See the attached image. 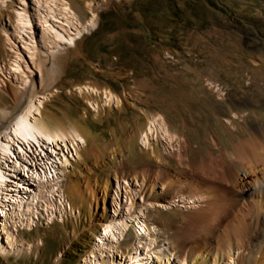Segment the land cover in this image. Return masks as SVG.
<instances>
[{
    "label": "rangeland",
    "instance_id": "1",
    "mask_svg": "<svg viewBox=\"0 0 264 264\" xmlns=\"http://www.w3.org/2000/svg\"><path fill=\"white\" fill-rule=\"evenodd\" d=\"M20 13L29 17L32 31L18 39ZM92 18L93 26L87 23ZM54 33L64 37L56 45L50 42ZM30 94L42 101L41 117L77 126L82 142L54 146L58 161L39 199L30 179L13 173L7 162L12 203L0 211V244L9 245L0 264H129V254L140 255L143 245L148 247L139 264H182L166 262L169 245L161 233L183 226L182 216L202 199L147 201L141 182L114 179L111 151L139 129L143 136L155 114L176 137L187 135L198 157L207 155L205 139L213 134L225 148L242 137L232 124L247 117V104L264 115V0H0V130ZM150 142L163 155L177 153V141L154 136ZM140 147L137 135L131 158L123 159L127 170L148 164ZM31 153L32 166L15 156L37 172L52 159L50 152L37 159ZM85 179L92 194L83 188L75 195L76 182ZM162 194L158 187L153 195ZM14 197L29 205L19 208ZM136 210L146 229L140 234L130 222ZM122 219L127 229L110 240L106 227Z\"/></svg>",
    "mask_w": 264,
    "mask_h": 264
},
{
    "label": "bare ground",
    "instance_id": "2",
    "mask_svg": "<svg viewBox=\"0 0 264 264\" xmlns=\"http://www.w3.org/2000/svg\"><path fill=\"white\" fill-rule=\"evenodd\" d=\"M63 11L67 12V8L64 7ZM66 14L69 15L70 13ZM92 20L93 18L87 22L91 26L94 23ZM16 21L15 31L18 39L21 38L22 33L32 31L27 15L18 14ZM44 32L42 31V38L46 37ZM27 37L33 41L31 33ZM50 38L52 39L50 42H53L54 45H56V40L64 39L62 35L55 33ZM15 63L17 65V61ZM22 82L25 83L24 80ZM217 94L219 97L222 96L220 89ZM41 105L40 99H34L33 95H28L12 117L9 126L0 130V211L5 206L10 207L9 203H12L8 202L9 190L7 186L10 178H8L9 173L6 172L9 169L7 162L12 164L13 173L20 171L26 178L30 179L38 190L34 196L39 199L43 193L41 190L49 187L52 162L58 161L54 155V146L59 144L65 146L66 141L72 143L79 140L82 142L83 132L80 128L72 125L67 128L61 123L51 124L39 114ZM247 106L251 108V111L247 113V117L243 118L242 116L243 120L239 121L242 123H231L235 132L239 130L242 132V137L239 136L238 139H235L234 136L235 140L229 143V148L222 145L216 134L207 137L205 139L206 156L193 155L194 150L189 137L187 135L176 137L175 134L171 133L165 119L160 118L158 114L151 116L149 129L143 136L141 130L136 129L137 131L133 132L130 137L127 136L118 140L114 150L111 151V170L113 169L112 176L114 179L121 181L130 178L136 183L141 182L139 184L142 186L143 192L149 193L150 199L147 201L152 200L156 204L163 200L170 201L179 197L190 200L202 199V204L198 209L188 211L185 213L186 215L182 216L181 220L184 224H180L183 226L178 227L180 225L177 223L178 226H175L176 228L170 235L166 231H162L161 234H164V239L169 245L168 252L166 251L167 254L164 256L167 263L174 260L180 261L182 264H253L255 258H258V264H264V115L258 113L252 103H248ZM253 119L260 123L247 125V121ZM156 122L158 125L155 126ZM137 135H140V143L143 147L140 149L142 155L147 157L148 164L131 166L132 170H127L123 159L131 158V142ZM5 136L6 139L2 141ZM154 136H158L160 141L165 140L167 143L177 141L179 144L177 153L163 155L160 147L150 142V137ZM27 151L32 152L31 154L36 159L41 154L50 152L52 159L45 163L40 172H37L35 165L33 169L24 166L19 163L15 156H20L29 166H32L33 161L27 159ZM106 152L104 150L102 159L106 156ZM61 156L60 159L65 158L62 153ZM102 167L108 168L104 164ZM158 187L163 188L161 197L153 195ZM83 188L85 191L87 190L86 193L92 194L93 188L87 179L76 182L73 193L81 196ZM17 199L18 197H14L12 200L20 203L17 206L21 208L26 201L20 202ZM6 203L8 204L5 205ZM26 205L29 203L26 202L24 206ZM136 211L134 215H131L130 222L133 223V230L139 233L145 229V224L140 218L141 212ZM156 213L157 210H153L150 215L153 217L156 216ZM173 214L176 213L173 212ZM126 227V222L123 219L106 227L109 235L112 236L110 240H113V236L118 239L121 238L127 229ZM105 236L104 232L102 237ZM147 239H145L146 242ZM154 240L148 241V243L151 242L152 245L156 242ZM111 245H113V241ZM7 246L0 244V253H3ZM141 247L140 255L146 256L145 250L148 246L143 245ZM160 253L162 252L160 251ZM154 254L157 255L158 253L155 251ZM129 255L128 261L125 260L127 263L131 264L134 260L135 264H139L137 259L140 255L138 253L132 254L133 256ZM157 259L162 260L161 257Z\"/></svg>",
    "mask_w": 264,
    "mask_h": 264
}]
</instances>
